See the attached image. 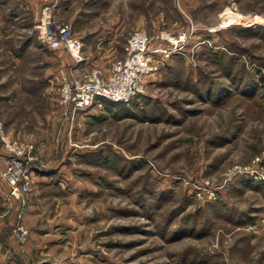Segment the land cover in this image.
<instances>
[{
  "label": "rangeland",
  "instance_id": "374dc122",
  "mask_svg": "<svg viewBox=\"0 0 264 264\" xmlns=\"http://www.w3.org/2000/svg\"><path fill=\"white\" fill-rule=\"evenodd\" d=\"M47 1L0 0V121L34 165L67 164L62 187L15 198L19 244V226L59 224L68 264H264V0H61L80 61L41 41ZM221 22L220 47L162 62L129 104L90 106L69 135L55 109L69 72L108 74L136 31Z\"/></svg>",
  "mask_w": 264,
  "mask_h": 264
},
{
  "label": "built area",
  "instance_id": "2783aa9c",
  "mask_svg": "<svg viewBox=\"0 0 264 264\" xmlns=\"http://www.w3.org/2000/svg\"><path fill=\"white\" fill-rule=\"evenodd\" d=\"M60 2L49 0L42 4L36 24L39 37L50 48L65 49L76 61H80V42L73 36L70 24L61 18ZM228 25L224 22L210 27L190 25L186 30L176 33L162 31L155 36H149L143 30L136 31L128 40L125 57L113 62L109 75L98 67L87 69L79 75L69 72L61 83L57 101L64 107L65 114L72 118L95 104H129L141 92L144 77L155 73L162 62L174 56L190 59V53L203 45L220 47V44L215 46L217 42L212 35ZM255 65L249 66L255 68ZM0 145L6 156L2 175L8 185L9 196L24 200L31 192V171L37 158L30 145L17 142L5 133L2 121ZM239 172L251 171L244 168ZM16 231L23 241L26 237L25 229L19 226Z\"/></svg>",
  "mask_w": 264,
  "mask_h": 264
},
{
  "label": "crops",
  "instance_id": "0c3cea01",
  "mask_svg": "<svg viewBox=\"0 0 264 264\" xmlns=\"http://www.w3.org/2000/svg\"><path fill=\"white\" fill-rule=\"evenodd\" d=\"M67 2L68 0H66V3ZM111 28H113V26ZM57 91L58 92L56 94V99L59 95V90ZM56 103H57L55 104L56 111L59 113V115L62 116V118H64L63 117L64 107L60 103L58 102ZM83 113L87 114L90 113V111L89 112L86 111ZM75 117L76 116H74V118ZM74 118L71 120L69 118L64 119L67 122L68 127H69V123L75 120ZM5 129L7 133L10 135V137L16 139L13 133H11L6 127ZM72 130L73 129L70 126L68 129L69 135L71 134ZM32 140L31 143L33 145H36L41 139L34 137ZM70 155L72 156L73 154L71 153ZM65 163L66 161H62V163H59L56 166H52L49 168H42L39 165H34L31 171V183H33L34 181H37L39 184L41 183L45 185L49 183H53V184L56 183L58 187H62L63 177H65L63 173L66 171L67 168L66 167L67 164ZM5 166H6V156H5V152L1 149L0 150V244H1L0 264H30V261L32 259L38 260L37 262L39 264H68V262L71 259L68 257L65 258V256H63L65 255L64 252L60 253L59 255L57 250L60 247L59 245H61L60 244L61 242L60 241L58 242V239L56 237L59 234L62 235L64 232V229L59 224L56 229L48 230V232L45 234V236L48 235L49 238H45V236L39 233H35L34 235L30 233L28 236H26L27 239L26 242H23L25 244H19L16 238V234L12 233L10 229V225H12L14 221V217H16L17 208H15V205L17 201L15 200V197L12 198L9 196V188L2 175ZM36 177H38L39 181L35 179ZM23 214H25V210H23ZM5 226H8V228H4ZM66 233H71V232L67 231ZM73 233L70 235L73 237H77L75 233L74 234Z\"/></svg>",
  "mask_w": 264,
  "mask_h": 264
},
{
  "label": "trees",
  "instance_id": "16d2710c",
  "mask_svg": "<svg viewBox=\"0 0 264 264\" xmlns=\"http://www.w3.org/2000/svg\"><path fill=\"white\" fill-rule=\"evenodd\" d=\"M221 32H222V31H221ZM219 33H220V32H219ZM219 38H220V37H219ZM215 40L218 41V42H222V41H221L222 39H221V40L218 39V35H217V37H215ZM204 46H205V45H203L202 47H204ZM205 47H207V46H205ZM221 49H222V48H221ZM238 87H239V86H238Z\"/></svg>",
  "mask_w": 264,
  "mask_h": 264
}]
</instances>
